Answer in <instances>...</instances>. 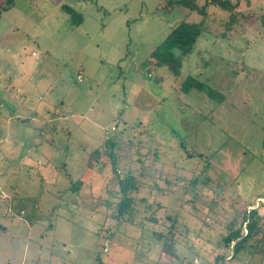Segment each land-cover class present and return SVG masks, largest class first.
<instances>
[{"label": "rangeland", "instance_id": "1", "mask_svg": "<svg viewBox=\"0 0 264 264\" xmlns=\"http://www.w3.org/2000/svg\"><path fill=\"white\" fill-rule=\"evenodd\" d=\"M230 2L202 15L166 0H0V264H264L258 246L223 247L229 221L245 234V212L264 218V0ZM181 21L202 33L180 79L215 99L150 61ZM113 139L120 175L145 174L151 205L134 216H117ZM169 215L174 257L154 235Z\"/></svg>", "mask_w": 264, "mask_h": 264}, {"label": "trees", "instance_id": "2", "mask_svg": "<svg viewBox=\"0 0 264 264\" xmlns=\"http://www.w3.org/2000/svg\"><path fill=\"white\" fill-rule=\"evenodd\" d=\"M6 5L9 7L13 4L14 0H4ZM167 4L173 5L178 4L187 8L190 11H197L199 14L206 15L211 5L218 6L226 10H234L235 6L232 5L230 0H205V3L200 5L198 0H166ZM61 8L70 16V20L74 25H80L83 22L82 13L78 12L74 7L63 4ZM233 11V12H234ZM234 14V13H233ZM233 18V16H231ZM261 24L264 27V12L260 15ZM202 33V27L200 24L181 21L175 28H173L165 40L157 46V48L151 53L150 61L155 65H165L169 68L171 73L175 76V81L180 83V90L184 93H190L193 90L205 93L209 98L217 97L220 93L216 89L212 88L205 82L196 76L188 75L184 79H180L182 58L191 52L192 48L196 44L199 36ZM178 49V54L174 52ZM116 139H113L110 143L111 148V159L113 172L118 178V187L120 196L116 201V212L119 218H123L124 215L134 216L138 206L145 204L150 206V202L144 195L140 196V192L145 185V174L143 172L135 173L133 170H129L124 176L120 175L114 161V149L116 148ZM181 147L184 149L188 157L202 156L201 153H196L187 148L184 141L180 142ZM153 154L158 157L157 149ZM137 161H143L142 158H137ZM197 182V179L192 181ZM242 224L246 222L245 228L246 233L242 232V226L236 227V219L229 221L226 225L227 233L223 238V247L232 248L231 258H236L238 255L246 249L254 248L257 246V250L264 256V218L255 208L251 209L247 215V212L243 214ZM168 218L171 220V225L166 232L155 230L154 235L158 240H163V252L169 253L172 257L175 254L173 232L176 228V217ZM129 219V218H128ZM146 220L153 226H160L163 223L159 219L157 213L153 211ZM121 222V221H120ZM119 221L117 222V224ZM255 241L256 244H253ZM112 248V246H111ZM227 255H217L215 261L212 264H219L224 261ZM187 261L185 264H189Z\"/></svg>", "mask_w": 264, "mask_h": 264}, {"label": "built area", "instance_id": "3", "mask_svg": "<svg viewBox=\"0 0 264 264\" xmlns=\"http://www.w3.org/2000/svg\"><path fill=\"white\" fill-rule=\"evenodd\" d=\"M79 79H81L80 76H79ZM260 199H262V198H260ZM261 201H264V199H262ZM189 264H201V262L198 258H194V259H192V261Z\"/></svg>", "mask_w": 264, "mask_h": 264}]
</instances>
